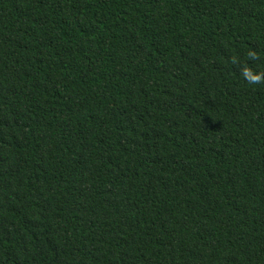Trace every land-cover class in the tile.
I'll return each instance as SVG.
<instances>
[{
	"label": "trees",
	"instance_id": "16d2710c",
	"mask_svg": "<svg viewBox=\"0 0 264 264\" xmlns=\"http://www.w3.org/2000/svg\"><path fill=\"white\" fill-rule=\"evenodd\" d=\"M244 67L264 0H0V264H264Z\"/></svg>",
	"mask_w": 264,
	"mask_h": 264
},
{
	"label": "clouds",
	"instance_id": "9594fccd",
	"mask_svg": "<svg viewBox=\"0 0 264 264\" xmlns=\"http://www.w3.org/2000/svg\"><path fill=\"white\" fill-rule=\"evenodd\" d=\"M248 57L250 60H256L257 54L255 51H249ZM232 63H238V59L236 57H233ZM241 74L243 76V79L250 85L264 84V72L253 71L249 67H244Z\"/></svg>",
	"mask_w": 264,
	"mask_h": 264
}]
</instances>
